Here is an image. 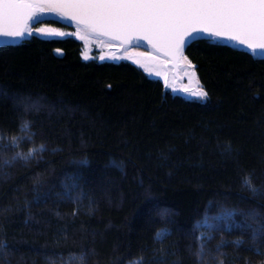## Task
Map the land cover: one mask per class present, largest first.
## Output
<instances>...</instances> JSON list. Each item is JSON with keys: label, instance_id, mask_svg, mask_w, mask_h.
<instances>
[{"label": "trees", "instance_id": "1", "mask_svg": "<svg viewBox=\"0 0 264 264\" xmlns=\"http://www.w3.org/2000/svg\"><path fill=\"white\" fill-rule=\"evenodd\" d=\"M82 51L0 45V264H264V56L192 43L199 100Z\"/></svg>", "mask_w": 264, "mask_h": 264}, {"label": "snow or ice", "instance_id": "2", "mask_svg": "<svg viewBox=\"0 0 264 264\" xmlns=\"http://www.w3.org/2000/svg\"><path fill=\"white\" fill-rule=\"evenodd\" d=\"M20 4L68 6L65 10L93 31L113 38L123 35L137 41L147 39L154 47L167 43L179 51L199 39H208L238 41L250 50L264 51V0H0V38L24 37L27 25L15 7ZM209 25L213 26L212 31L207 30ZM33 34H40V30L27 31L29 36ZM192 95L206 100L208 94L201 88L199 94ZM37 151H43V146L30 150L26 156L17 153L14 159L27 160ZM244 183L257 191L249 180ZM164 235L158 233L160 238Z\"/></svg>", "mask_w": 264, "mask_h": 264}, {"label": "rangeland", "instance_id": "3", "mask_svg": "<svg viewBox=\"0 0 264 264\" xmlns=\"http://www.w3.org/2000/svg\"><path fill=\"white\" fill-rule=\"evenodd\" d=\"M34 9L36 12L40 10L38 12L40 13L38 15L39 19L35 17L28 31L33 28L39 29L40 34L37 35L43 37L75 36L83 44L82 56L84 59L87 57L86 60H130L142 67L151 77L161 79L165 86L174 93L181 94L190 99H196L192 94H199L201 88L203 91H206L198 77L195 65L187 56L184 60L180 61V69L176 72L170 64L168 57L157 52L158 50L156 51L154 48L141 43L123 44L96 33L85 24L59 20L54 16V10L46 4H37ZM46 19H56L72 25V27H59L41 22ZM28 37L30 36L26 33L23 38L18 39L16 42H20Z\"/></svg>", "mask_w": 264, "mask_h": 264}, {"label": "water", "instance_id": "4", "mask_svg": "<svg viewBox=\"0 0 264 264\" xmlns=\"http://www.w3.org/2000/svg\"><path fill=\"white\" fill-rule=\"evenodd\" d=\"M46 5H48L52 10L57 11V12L61 13L62 15H64L67 19H69V20H71L73 22H78L80 24H84L82 22H79V20L77 18L72 17L71 12L65 10V9H67L68 6H58V5H50V4H46ZM15 7L20 10V15H21V18H22L23 22L26 23V25H28L30 23V21L32 20L33 15H34L33 6L31 4H20V5H16ZM29 15L32 16L31 19L28 18ZM5 23H7V21H5ZM197 26L198 27H202V25H197ZM207 30L208 31H212L213 30V26L209 25ZM95 32L100 34L97 31H95ZM100 35H103V34H100ZM103 36H106V37H109L111 39L117 40V41H119V42H121L123 44L144 43V44H149V45L153 46V43H150L147 39L141 40V41H137L136 39H127L123 35L116 36L115 38H113L112 35H103ZM17 40H12V39H8V38H0V45L9 44V43H17L16 42ZM223 41H225L226 43H229L231 45H234V46H237V47H240V48H245V49H247V50H249V51H251L253 53H256V54L264 56V51H261V50H256V51L250 50L249 47H247L246 45L245 46H241L238 41H233V42H228L226 40H223ZM253 47H255V46L253 45ZM154 48L156 50H158L161 54H164L165 56H167L168 59H169L170 64L174 67V70L176 72L179 71V69H180V57H179V51L176 49L175 46L169 45L167 43H161V44H158L157 46H155ZM186 48L184 49L185 54H186Z\"/></svg>", "mask_w": 264, "mask_h": 264}, {"label": "bare ground", "instance_id": "5", "mask_svg": "<svg viewBox=\"0 0 264 264\" xmlns=\"http://www.w3.org/2000/svg\"><path fill=\"white\" fill-rule=\"evenodd\" d=\"M32 6H33V8H35L36 7V5L37 4H31ZM44 6V5H43ZM38 7V6H37ZM38 9V8H37ZM40 11V10H39ZM39 11H35V9H34V15H33V18H32V20L30 21V23L27 25V27H26V30H25V35H26V33H27V31L30 29V27H31V24H32V22L34 21V19H35V17H38V15L40 14V13H38ZM54 13V16L57 18V19H59V20H63V21H67V22H71V23H78V22H73V21H71V20H69V19H67L64 15H62L61 13H59V12H57V11H54L53 12ZM79 24V23H78ZM24 35V36H25ZM141 44H143V45H146V46H149V47H151V48H154L153 46H151V45H149V44H144V43H141ZM155 49V48H154ZM184 49L185 48H180V50H179V57H180V61H182V60H184L185 59V57H186V54H185V51H184ZM156 50V49H155ZM157 51V50H156ZM157 52H159V51H157ZM160 53V52H159ZM262 56V55H261Z\"/></svg>", "mask_w": 264, "mask_h": 264}, {"label": "clouds", "instance_id": "6", "mask_svg": "<svg viewBox=\"0 0 264 264\" xmlns=\"http://www.w3.org/2000/svg\"><path fill=\"white\" fill-rule=\"evenodd\" d=\"M245 179H247V180H249L250 181V178H245ZM251 182V181H250Z\"/></svg>", "mask_w": 264, "mask_h": 264}]
</instances>
